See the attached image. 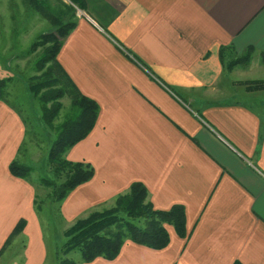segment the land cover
Wrapping results in <instances>:
<instances>
[{"label":"crops","instance_id":"obj_1","mask_svg":"<svg viewBox=\"0 0 264 264\" xmlns=\"http://www.w3.org/2000/svg\"><path fill=\"white\" fill-rule=\"evenodd\" d=\"M62 2L75 27L57 60L99 105L90 133L66 153L94 175L59 206L64 221L112 207L141 182L154 209L184 208L187 231L179 238L166 225L163 249L127 240L114 260L77 262L264 264V89L247 86L264 81V0ZM221 46L232 47L225 61L253 50L228 70ZM0 108V264H58L34 187L8 169L23 124Z\"/></svg>","mask_w":264,"mask_h":264},{"label":"trees","instance_id":"obj_2","mask_svg":"<svg viewBox=\"0 0 264 264\" xmlns=\"http://www.w3.org/2000/svg\"><path fill=\"white\" fill-rule=\"evenodd\" d=\"M25 1L54 29V32L40 35L30 48L31 50L44 47L37 61L40 74L29 77L28 81L30 92L41 102L43 122L48 126L52 125L61 109L59 98L66 96L71 103L70 114L57 126L56 138L46 158L54 175L53 178H63V180L56 183L54 179L41 178L42 185L51 189V197L59 203L73 189L88 182L94 175V169L90 164L67 160L66 153L90 133L98 116L99 105L79 91L57 60L63 40L75 24L62 22L59 16L39 0ZM226 48L232 50L231 46H221L218 55L221 63L228 70L236 65L247 64L253 50L249 47L242 55L225 61ZM136 61L141 64L138 59ZM151 75L163 83L158 76ZM5 86L6 80L0 79V101L3 100ZM247 86L251 89H264V81L250 82ZM167 87L174 95L179 96L175 89L171 86ZM8 169L13 176L19 178L27 177L30 170L16 159L10 161ZM166 225L171 226L179 238H186L184 208L175 205L169 210L154 209L147 201L146 186L141 182H134L126 193L115 197L112 207L93 211L86 217L74 221L64 231L65 240L56 252L58 264H80L67 257L74 250L79 252L82 263H90L97 258L114 260L127 240L152 249H163L170 241ZM23 226L24 221L20 220L15 229H22Z\"/></svg>","mask_w":264,"mask_h":264},{"label":"rangeland","instance_id":"obj_3","mask_svg":"<svg viewBox=\"0 0 264 264\" xmlns=\"http://www.w3.org/2000/svg\"><path fill=\"white\" fill-rule=\"evenodd\" d=\"M39 1L59 16L62 22L71 20L75 14L73 6L64 4L62 0ZM44 20L25 0H0V79L6 80L0 102L11 108L7 119L18 117L23 124V140L16 150L18 156L13 159L30 169L23 179L34 187V206L43 215V223L50 231L48 240L56 239L61 245L65 240L62 233L74 222H65L59 211V206L68 195L58 203L51 197V189L42 185L41 178L54 179L56 183L63 180L53 178L46 158L56 138L57 126L70 114L71 103L66 96L59 98L61 109L52 125L48 126L41 118V102L28 88L29 77L40 74L37 61L44 50L41 46L30 50L31 45L40 35L54 32ZM231 58L227 55V60ZM1 111L0 108V115ZM67 257L74 261L81 259L76 250Z\"/></svg>","mask_w":264,"mask_h":264}]
</instances>
